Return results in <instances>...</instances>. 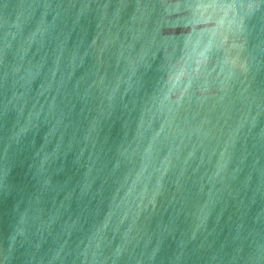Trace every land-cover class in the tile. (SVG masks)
Wrapping results in <instances>:
<instances>
[{
	"label": "water",
	"instance_id": "water-1",
	"mask_svg": "<svg viewBox=\"0 0 264 264\" xmlns=\"http://www.w3.org/2000/svg\"><path fill=\"white\" fill-rule=\"evenodd\" d=\"M0 264H264V0H0Z\"/></svg>",
	"mask_w": 264,
	"mask_h": 264
}]
</instances>
